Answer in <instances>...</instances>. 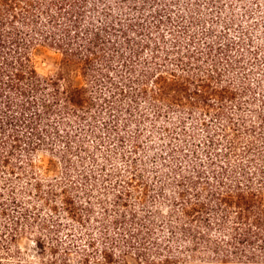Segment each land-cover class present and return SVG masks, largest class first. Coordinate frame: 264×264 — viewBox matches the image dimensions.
<instances>
[{
    "label": "trees",
    "instance_id": "1",
    "mask_svg": "<svg viewBox=\"0 0 264 264\" xmlns=\"http://www.w3.org/2000/svg\"><path fill=\"white\" fill-rule=\"evenodd\" d=\"M181 260L264 264V0H0V264Z\"/></svg>",
    "mask_w": 264,
    "mask_h": 264
},
{
    "label": "rangeland",
    "instance_id": "2",
    "mask_svg": "<svg viewBox=\"0 0 264 264\" xmlns=\"http://www.w3.org/2000/svg\"><path fill=\"white\" fill-rule=\"evenodd\" d=\"M37 70L41 74H51L58 70L60 66V54L54 50L48 49L46 47H40L35 51L34 54ZM72 81L74 84H79L81 82L79 76L76 73H73ZM43 162L46 164L47 158L43 157ZM20 249L27 254L29 259H33L34 254V243L33 241L26 237L22 236L17 241ZM175 264H201L198 260H181Z\"/></svg>",
    "mask_w": 264,
    "mask_h": 264
}]
</instances>
